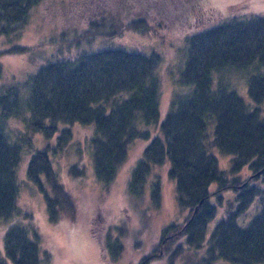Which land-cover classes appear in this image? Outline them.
Wrapping results in <instances>:
<instances>
[{
    "label": "trees",
    "instance_id": "trees-1",
    "mask_svg": "<svg viewBox=\"0 0 264 264\" xmlns=\"http://www.w3.org/2000/svg\"><path fill=\"white\" fill-rule=\"evenodd\" d=\"M41 1L0 0V35L23 29ZM76 3L80 20L71 17V24L58 30V59L43 61L24 78L0 83V220L10 223L3 233L0 264H52L54 254L42 249L44 235L33 215L24 214L26 221L17 218V170L31 151L27 177L41 185L43 176L49 186L45 200L50 221L58 222L63 214L74 217V200L51 158L70 144L80 125L94 131L89 146L102 188L112 184L131 147L145 144L127 183L129 204L145 217L147 209L139 206L144 199L159 205L164 176L155 169L166 166L183 217L182 222L163 225L147 252L137 241L143 239L147 220L141 221L137 236L126 220L104 226L100 236L91 231L101 260L119 262L132 235V250L143 248L136 264L163 259L176 264L179 258L191 260L188 252L204 246L203 253L193 254L198 258L191 264L264 263V14H240L244 6L231 4L226 13H237L219 19V10L203 0ZM216 19L210 28L186 36L183 48L171 46L174 53L181 50V56L171 55L170 63L154 49L144 55L92 46L68 54L83 43L117 39L127 30L165 40ZM29 49L15 46L0 54ZM164 69L172 73L167 100ZM241 79L247 82L250 101L238 92ZM16 120L22 123L18 132L11 129ZM36 139L44 144L42 149H36ZM217 156L225 158V166L229 162L227 170L221 169ZM69 171L74 179L84 174L79 164ZM227 192L233 199L224 197ZM212 197L227 210L207 235L218 211ZM253 206L256 212L242 224L241 217Z\"/></svg>",
    "mask_w": 264,
    "mask_h": 264
},
{
    "label": "rangeland",
    "instance_id": "rangeland-1",
    "mask_svg": "<svg viewBox=\"0 0 264 264\" xmlns=\"http://www.w3.org/2000/svg\"><path fill=\"white\" fill-rule=\"evenodd\" d=\"M75 1H77V3ZM79 1L81 0H42L39 5L31 10L23 29H19L11 35H0V52L5 50L8 51L15 46L30 48L25 52H5L0 54V83L24 78L22 76L36 71L38 65L42 64L43 61H55L58 59L57 49L59 47L56 41L59 37L58 30L62 26L65 27L67 23L71 21V17H77V19L80 20L79 11H81V9H76L74 5V3L78 5ZM204 2L206 6L219 10L217 11L219 13V19L227 18L237 13L236 11H233L230 15L226 13L227 7L231 4H242L244 6V9L240 10V14H264V0H203V3ZM217 23L218 20L216 19L208 24L197 26L195 29L192 27L188 30L175 32L165 40L155 35H142L135 31L127 30L117 39L113 38L110 39V41L104 40L98 43L93 42L92 44H88V46H86V43H83L82 48L74 47L68 54H77V52L81 51L83 48L89 51V48L92 46L93 48H98V50L102 48H123L127 51L141 52L144 55H149L154 49L161 55L168 56V62L170 63L172 58L171 55L177 54L181 56V54H179L181 50L176 49V53H174L171 46H182L183 48L186 36L206 30ZM20 27H22V25H19L15 29ZM69 36L70 38L73 37L72 34H69ZM64 55L66 56L67 54L64 53ZM262 69L264 71V68ZM171 76L172 73H170L169 70L164 71L166 86L164 100H167L169 92L168 85L171 84ZM237 89L239 94L242 95L246 101H250L247 93V82L243 79L238 81ZM15 122V127L13 125L11 129L16 132L21 131L22 123L17 120ZM74 131L75 133L70 144L62 152L56 151L53 153L52 156L54 159L51 158V160L53 161L54 169L58 172V179H60L65 189L74 200L75 216L71 217L67 214H63L58 222L52 223L50 221L46 211L47 207L45 200V193H49L50 188L43 176L39 179L41 180V185L28 179L26 169H28L30 162L31 151H26L17 170L18 181H20V191L16 202L17 207L21 211L17 216L18 220L26 221L27 218L25 220L23 217L26 213H31L33 215V222L42 230L41 232H43L44 235L42 249L51 250L54 254L52 264H110L101 260L100 245L97 239L92 237L91 231L99 235L101 234V230H103L101 228L104 226L106 227L112 224L118 225L123 220L128 221L131 233L134 231L136 236L138 234L137 228L139 229L141 228L140 226H142L141 221L147 220L146 230L144 236H142L143 239L140 238L137 240L141 247L144 245L145 252H147L146 250L151 249L154 240L158 239L159 233L164 227L163 225L171 224L172 222L179 223L183 220V217L179 215L180 208L176 200L175 182H172L167 174H165L168 168L162 166L155 169V171L161 172L160 174L164 176L161 182V199L158 206L153 205L151 200L148 202L144 199V201L140 203L139 206H141L143 211L147 209L145 217L143 213L137 212L131 207L126 191L131 171L141 159L145 144L137 143L131 147L129 154H127L126 161L120 165L115 179L112 184L108 186V189H106L101 187L93 170L92 153L89 146V140L94 133L93 129L89 126L80 125L76 126ZM39 136L41 135L37 134L35 137L39 138ZM41 138L42 137H40V139ZM54 146L53 144L52 148ZM35 147L36 149H42L44 144L40 141L37 142L36 139ZM224 159L221 160V162L219 158L220 167L221 169L227 170L229 162L228 165L225 166L226 162ZM73 164H79L84 170V174L75 179L72 178L69 171L70 166ZM148 179L146 185L149 184L152 177L149 176ZM224 197L233 199L231 192L225 193ZM146 199L149 200V195ZM211 201L216 204L218 211L216 212L215 218L208 224L207 235H209L216 224L225 217L227 210L226 207H223L225 203L222 206L215 197H212ZM147 205L153 208L149 209ZM255 210H257V208L253 206L250 212L247 213V216L241 217L240 220H244L240 222L243 224V222L248 221L256 212ZM9 225L10 223H4L0 220L1 256H4L3 233H5ZM125 243L127 252H125L119 262L115 264H136L143 248L139 247L136 251L132 250V243H134L132 235ZM205 249L206 247L204 246L200 248V250H190L188 254H191V260L193 261L198 258L193 254H201ZM184 258H179L176 264H185L187 261L189 264L192 263L191 260L186 257ZM150 264H169V262L163 259L152 261ZM217 264L232 263L223 261L217 262Z\"/></svg>",
    "mask_w": 264,
    "mask_h": 264
}]
</instances>
